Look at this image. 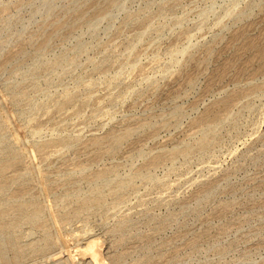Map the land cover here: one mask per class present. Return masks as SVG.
<instances>
[{"label": "rangeland", "instance_id": "rangeland-1", "mask_svg": "<svg viewBox=\"0 0 264 264\" xmlns=\"http://www.w3.org/2000/svg\"><path fill=\"white\" fill-rule=\"evenodd\" d=\"M263 47L264 0H0V264H264Z\"/></svg>", "mask_w": 264, "mask_h": 264}, {"label": "bare ground", "instance_id": "bare-ground-1", "mask_svg": "<svg viewBox=\"0 0 264 264\" xmlns=\"http://www.w3.org/2000/svg\"><path fill=\"white\" fill-rule=\"evenodd\" d=\"M48 6V5H47ZM116 8V7H115ZM42 9V8H41ZM43 10V9H42ZM237 17V16H236ZM99 21V20H98ZM7 24H8V22H7ZM9 26V25H8ZM16 31H18V30H16ZM3 48H5V47H3ZM258 48V47H257ZM175 55V54H174ZM183 55V54H182ZM182 55H180V56H182ZM210 55V54H209ZM257 55H258V57L259 58H261L263 61H264V47L263 48H261V49H259L258 50V53H257ZM184 56V55H183ZM42 58V57H41ZM65 58V57H64ZM155 58V57H154ZM38 61V60H37ZM74 61V60H73ZM128 62V61H127ZM139 62V61H138ZM40 63V62H39ZM72 63V62H71ZM62 64H63V62H62ZM61 64V65H62ZM34 65V64H33ZM38 65V64H37ZM55 65V64H54ZM59 65V64H58ZM35 67V66H34ZM33 67V68H34ZM53 67V66H52ZM134 67V66H133ZM29 69H30V67H29ZM32 69V68H31ZM30 69V70H31ZM58 69V68H57ZM103 69V68H102ZM28 70V69H27ZM29 70V71H30ZM28 73V72H27ZM27 73H25L26 75H27ZM119 73V72H118ZM24 75V74H23ZM115 76V75H114ZM113 76V77H114ZM120 76V75H119ZM119 78V77H118ZM38 79V78H37ZM10 80H13V79H10ZM14 82V81H13ZM10 84V83H9ZM14 85V84H13ZM191 85V84H190ZM49 92V91H48ZM50 93V92H49ZM13 95H15V93L13 94ZM12 95V96H13ZM50 96V94L49 95H46L45 96V98L46 97H49ZM52 96V95H51ZM50 96V97H51ZM49 97V98H50ZM48 98V99H49ZM47 99V98H46ZM17 100V99H16ZM25 101V100H24ZM49 102H51V101H48V103ZM19 103V102H18ZM53 104V103H52ZM35 106V105H34ZM53 107V106H52ZM222 107V106H221ZM225 107V106H224ZM174 115H176V114H174ZM179 117V116H178ZM220 122H222V121H220ZM205 127V126H204ZM209 127V126H208ZM210 128V127H209ZM215 128H216V126H215ZM215 128H214V130H215ZM219 128V127H218ZM217 128V129H218ZM5 129V128H4ZM147 129V128H146ZM216 129V130H217ZM201 130H203V129H201ZM207 131V130H206ZM212 132V131H211ZM215 132H217V131H215ZM214 132V133H215ZM199 133H200V131H199ZM202 134V133H201ZM212 135V134H211ZM113 136H115V135H113ZM199 136H197V138H198ZM5 138V137H4ZM204 138V137H203ZM215 139V138H214ZM212 140V141H215V140ZM199 142H200V140H199ZM198 142V143H199ZM38 143V142H37ZM209 144V143H208ZM198 145V144H197ZM5 146V145H4ZM210 146H211V144H210ZM7 149V148H6ZM102 149V148H101ZM8 150H10V149H8ZM106 150H108V149H106ZM3 151H5V150H3ZM2 151V152H3ZM192 151V150H191ZM10 153H11V151H10ZM190 153V152H189ZM139 154V153H138ZM4 155H6V154H4ZM137 155V154H136ZM141 155H142V153H141ZM181 157H183V156H181ZM2 158V157H1ZM170 169V168H169ZM85 171V170H84ZM89 171V170H88ZM86 172H87V170H86ZM86 172H84V173H86ZM103 172V171H102ZM101 172V173H102ZM106 172V171H105ZM143 173V172H142ZM77 174V173H76ZM115 175H116V172L114 173ZM146 174V173H145ZM165 174V173H164ZM20 175V174H19ZM69 175V174H68ZM117 175H119V174H117ZM131 175V174H130ZM76 176V175H75ZM137 176V175H136ZM144 177V176H143ZM19 178V177H18ZM125 178V177H124ZM150 178V177H149ZM21 179V178H20ZM114 180V175L111 173L110 174V177L108 178V179H106V180H104V182H106L107 184L106 185H108V184H111L112 183V181ZM129 180H131V179H129ZM14 181V180H13ZM118 181V180H117ZM122 181V180H121ZM141 181V180H140ZM103 182V183H104ZM116 182V181H115ZM129 182V181H128ZM152 182H153V180H152ZM99 183V182H98ZM98 183H97V185H98ZM102 183V182H101ZM117 183V182H116ZM129 184V183H128ZM128 184H126V183H118L115 187H114V190H113V193H114V195H117L119 192H120V190L121 189H123L124 188V186H128ZM8 185V184H7ZM10 185V184H9ZM101 185V184H100ZM105 185V186H106ZM132 185V184H131ZM168 186V185H167ZM95 188V187H94ZM93 189V188H92ZM81 196V195H80ZM84 196V195H83ZM78 197V196H77ZM73 198H75V196L73 197ZM74 201V200H73ZM81 202V201H80ZM101 204V203H100ZM115 207V206H114ZM31 207H26V206H23V205H19V206H12V203L11 202H8V201H2L1 203H0V214L2 215V220H3V224H4V229H6V230H9L10 232H12V231H14V232H17L18 230H19V228L20 227H22V226H30V225H32V224H34V222L36 221V220H38L39 219V216L38 215H35V214H28L27 212H28V210L30 209ZM99 209H101V206H99ZM5 212H7V213H5ZM87 212V207L86 206H80V207H78V208H76V210H75V215L76 216H79V215H81V214H84V213H86ZM69 222V221H68ZM3 231H1L0 232V256H6V254H7V241H10L11 240V238L8 236V238L6 237V236H4L3 235ZM42 245V244H41ZM32 250H33V252H36V250H37V247H36V245L32 248ZM14 252H15V255H16V257L18 258V256H22L24 253H25V251H24V248H22L20 245H15L14 244ZM94 260V259H93ZM94 262V261H93ZM96 263H97V261H96Z\"/></svg>", "mask_w": 264, "mask_h": 264}]
</instances>
